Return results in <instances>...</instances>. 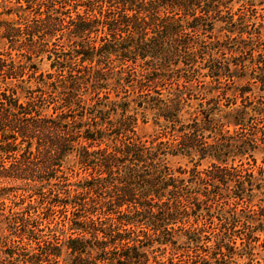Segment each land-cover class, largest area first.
Segmentation results:
<instances>
[{
    "label": "trees",
    "instance_id": "1",
    "mask_svg": "<svg viewBox=\"0 0 264 264\" xmlns=\"http://www.w3.org/2000/svg\"><path fill=\"white\" fill-rule=\"evenodd\" d=\"M263 153L264 0H0V264H264Z\"/></svg>",
    "mask_w": 264,
    "mask_h": 264
},
{
    "label": "rangeland",
    "instance_id": "2",
    "mask_svg": "<svg viewBox=\"0 0 264 264\" xmlns=\"http://www.w3.org/2000/svg\"><path fill=\"white\" fill-rule=\"evenodd\" d=\"M261 158H264V153L263 154H258L257 155V164H260V159ZM172 165L173 166H178V165H181V166H187V167H190V164L188 163L187 160H174L172 161ZM242 262V261H241Z\"/></svg>",
    "mask_w": 264,
    "mask_h": 264
}]
</instances>
